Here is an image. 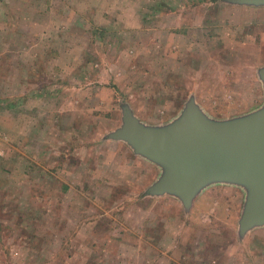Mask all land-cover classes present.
<instances>
[{"label":"rangeland","instance_id":"obj_1","mask_svg":"<svg viewBox=\"0 0 264 264\" xmlns=\"http://www.w3.org/2000/svg\"><path fill=\"white\" fill-rule=\"evenodd\" d=\"M181 6L180 0H0V136L8 137L0 144V264L113 263L115 247L100 253L68 228L58 230L64 212L56 226L5 231L11 218L22 219L15 212L21 201L27 218L37 203L49 206L60 184L70 188L65 205L108 206L110 212L94 213L98 220L102 213L118 219L122 206L130 210L136 229L123 226L131 239L160 234L156 250L141 243L147 255L122 264H152L154 257L155 264H264V215L251 218L257 182L211 171L195 179L188 204L178 195L146 196L169 162L124 140L134 130L129 117L143 134L170 136L191 116L200 128L219 131L264 112L258 74L264 6H205L204 12L225 13L227 28L215 32V46L194 38L185 49L171 34L188 7ZM23 167L31 184L8 181ZM7 188L33 193L8 197ZM142 220L152 223L140 229ZM118 249L125 256L129 248Z\"/></svg>","mask_w":264,"mask_h":264},{"label":"water","instance_id":"obj_2","mask_svg":"<svg viewBox=\"0 0 264 264\" xmlns=\"http://www.w3.org/2000/svg\"><path fill=\"white\" fill-rule=\"evenodd\" d=\"M230 1L264 6V0ZM258 74L264 83V69ZM188 119L182 132L165 136V133L143 134V129L128 118L127 124L134 130L124 137L126 143L163 159V163L169 162L162 182L149 188L146 195H178L182 200L186 198L188 204L191 186L200 175L211 171L239 175L258 184L251 218L259 219L264 215V112L244 124L219 131L200 128L194 116Z\"/></svg>","mask_w":264,"mask_h":264},{"label":"crops","instance_id":"obj_3","mask_svg":"<svg viewBox=\"0 0 264 264\" xmlns=\"http://www.w3.org/2000/svg\"><path fill=\"white\" fill-rule=\"evenodd\" d=\"M181 3V7H184L183 5H187L188 7H186V10L182 11L179 15L181 17V26L180 28L172 31V35H174V37H180L177 38L178 43L183 44L184 49L185 48H189L191 47L194 43H191L193 41L194 38L195 39V43L200 44V43H204L205 40L207 42L210 43V45L215 46V44H217V36H215V32L218 30L223 31L222 29L227 28V21L230 20L229 17H226L225 13H218L219 11L222 10V8L224 7H233V8H248V9H259L261 8V6H253V5H244V4H237V3H232L230 0H180ZM210 6V8L208 7L209 10H213L215 8H219V11L217 13H212V12H204L205 6ZM185 8V7H184ZM256 17H258V14H253ZM196 22V27L194 29L193 26V22ZM262 22V20H261ZM221 26H218L220 25ZM220 27V28H217ZM260 31L263 32L264 31V27H263V22L260 25ZM262 40H263V35H262ZM248 41L243 40V43H246ZM264 43V41H263ZM11 99V98H10ZM8 115H6L5 117H8ZM32 129V126H31ZM30 131V132H29ZM29 132L28 135H30L31 130L29 128V130L27 131V133ZM3 133V132H2ZM4 136V141L1 139L0 140V144H7L8 143V137L6 135ZM22 144V143H21ZM127 144V143H126ZM1 147V145H0ZM0 151L2 152L1 148ZM2 156V155H1ZM13 178V179H12ZM16 178L18 180H21L22 183L24 184H28L27 181L30 183V178L28 176V169L24 168L19 172L16 173L14 176H11L8 181H10L11 179L13 181H16ZM11 180V182H12ZM10 182V183H11ZM28 190L26 189H20L18 191H16V193H14L12 191V189L10 190V188H7L5 193L8 197H15V196H19L21 197V199L23 198L22 196L24 195V191ZM53 190L52 192H48L49 195H51L52 193V197L49 198V206L50 209H48V207L45 209V206L43 205L44 202L41 203H37V205L35 206V209H33L32 213H29V217H23L22 214L25 209V207H22V201L20 202V210L16 209L15 212L16 214H20L22 219H17V217L15 216V220L13 218H11L12 223L11 224H4V229L5 231H9L12 229H22L24 227V225H27L28 228L30 229V227H35L38 230L40 228H45L44 226L46 225V223L51 224L52 226H56L57 222L59 221L58 217L59 214L61 213H65L66 216L65 218L59 223L58 230L65 228L68 230V233L71 235L72 238L76 237L77 235L82 236L83 238H85L87 240V242L85 243V245H89L88 248L90 249H95L96 251H99L101 253L102 250L104 249H108L109 247H115L116 249L114 251H112V254L110 256H112L114 258L113 263L111 264H122L124 263L126 260H129L130 262H134L136 260L141 259L144 256H146V253H143L142 251H139V245L141 243L143 244H149L150 249H154L156 250V247L159 245L160 246V240L161 237L157 234H155V236H153L152 238H149L148 241L146 240L145 236H141L142 232L139 234H135L133 233L134 238L131 239L130 235L133 231H131L129 228L127 229L126 227H124L123 225H127L130 226L132 229H136L133 222L134 219L130 218L128 216V213L131 212L128 209H124V206H122L121 208L117 209V214H118V219L114 220L109 218V216H104L102 213V220H98L99 213L97 215H95L94 217V213L98 211V209H100V211H104L107 210L109 211V207L108 206H104L103 209L97 206H94L92 203H90L87 200L85 201V204H83L79 209L77 210V206L73 205V204H64L62 203V197L64 195H67L68 191L70 190V188L67 186V184H65V186L62 184H60L59 186H56V188L51 189ZM30 192L33 193L32 190H28ZM12 194V195H10ZM69 194V193H68ZM80 196H82L81 193H79ZM147 196V195H146ZM151 196V195H148ZM18 199V198H16ZM19 204V202H16ZM120 207V206H119ZM140 207H144V205H141ZM145 210H149L146 208H144ZM120 210V211H119ZM13 211V210H12ZM14 212V213H15ZM99 212V211H98ZM110 212V211H109ZM151 212V211H150ZM152 213V212H151ZM15 215V214H13ZM31 215V216H30ZM19 216V215H18ZM47 217V219H46ZM106 217V218H105ZM32 218H35L34 220ZM52 219V220H51ZM46 220H50V223L47 222ZM28 222L32 223L34 226L28 224ZM142 223L140 226L138 225L137 227L140 229L145 225L148 226L150 223L152 222H146V220H142ZM137 223H141V222H137ZM123 226V227H122ZM155 228V226H154ZM125 229V231H124ZM34 231V230H33ZM32 232L28 233V238L31 237V234H34ZM160 232L162 233L163 231L160 230ZM41 233V232H40ZM56 235L57 236V232L54 231V233H52V236ZM99 237L101 238V240L99 239ZM90 238H96L97 241H93L90 242ZM95 243V244H93ZM126 245L129 249L127 250L125 254V256H123L120 253L119 256V246L120 245ZM132 249L138 250V251H134ZM106 252V251H105ZM104 252V253H105ZM162 253V250L160 251ZM123 253V252H122ZM148 258V257H146ZM154 259H156L153 263L155 264V262L157 261V258L154 257ZM152 263V264H153Z\"/></svg>","mask_w":264,"mask_h":264},{"label":"built area","instance_id":"obj_4","mask_svg":"<svg viewBox=\"0 0 264 264\" xmlns=\"http://www.w3.org/2000/svg\"><path fill=\"white\" fill-rule=\"evenodd\" d=\"M0 140H1V136H0ZM2 155L1 151H0V156Z\"/></svg>","mask_w":264,"mask_h":264}]
</instances>
